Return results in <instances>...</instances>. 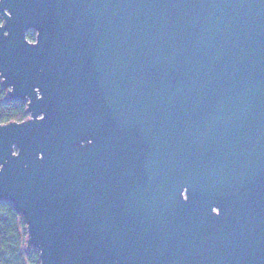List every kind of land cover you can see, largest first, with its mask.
<instances>
[{"label": "water", "instance_id": "water-1", "mask_svg": "<svg viewBox=\"0 0 264 264\" xmlns=\"http://www.w3.org/2000/svg\"><path fill=\"white\" fill-rule=\"evenodd\" d=\"M0 20L28 116L0 125V203L40 264H264V0H0Z\"/></svg>", "mask_w": 264, "mask_h": 264}, {"label": "trees", "instance_id": "trees-1", "mask_svg": "<svg viewBox=\"0 0 264 264\" xmlns=\"http://www.w3.org/2000/svg\"><path fill=\"white\" fill-rule=\"evenodd\" d=\"M34 42V33L27 36ZM27 104L6 101V92L0 85V125L23 122ZM26 227L21 216L9 203H0V264H40L36 250L26 248Z\"/></svg>", "mask_w": 264, "mask_h": 264}, {"label": "rangeland", "instance_id": "rangeland-1", "mask_svg": "<svg viewBox=\"0 0 264 264\" xmlns=\"http://www.w3.org/2000/svg\"><path fill=\"white\" fill-rule=\"evenodd\" d=\"M1 21V20H0Z\"/></svg>", "mask_w": 264, "mask_h": 264}]
</instances>
